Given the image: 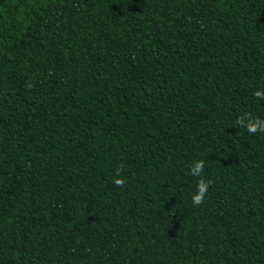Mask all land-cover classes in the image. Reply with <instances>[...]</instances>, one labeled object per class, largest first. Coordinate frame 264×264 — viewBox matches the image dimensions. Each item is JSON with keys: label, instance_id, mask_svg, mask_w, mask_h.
Here are the masks:
<instances>
[{"label": "trees", "instance_id": "obj_1", "mask_svg": "<svg viewBox=\"0 0 264 264\" xmlns=\"http://www.w3.org/2000/svg\"><path fill=\"white\" fill-rule=\"evenodd\" d=\"M258 124L264 0H0V264H264Z\"/></svg>", "mask_w": 264, "mask_h": 264}, {"label": "clouds", "instance_id": "obj_2", "mask_svg": "<svg viewBox=\"0 0 264 264\" xmlns=\"http://www.w3.org/2000/svg\"><path fill=\"white\" fill-rule=\"evenodd\" d=\"M257 95H260V93H257ZM257 126L264 127V125H259V124ZM249 131H256V127H250ZM203 167H204V162L203 161H197L195 163V165L193 166L192 174L193 175H199L200 172L202 171ZM115 182L117 185L124 183L123 179H117ZM206 191H207L206 184L201 182L199 184V187H198V193L193 196V204L194 205H199L200 203L203 202Z\"/></svg>", "mask_w": 264, "mask_h": 264}]
</instances>
